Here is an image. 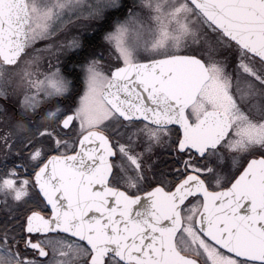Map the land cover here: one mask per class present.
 <instances>
[{"label": "snow or ice", "instance_id": "6c2138e0", "mask_svg": "<svg viewBox=\"0 0 264 264\" xmlns=\"http://www.w3.org/2000/svg\"><path fill=\"white\" fill-rule=\"evenodd\" d=\"M0 214V264H264V0H0Z\"/></svg>", "mask_w": 264, "mask_h": 264}, {"label": "flooded vegetation", "instance_id": "af4514ba", "mask_svg": "<svg viewBox=\"0 0 264 264\" xmlns=\"http://www.w3.org/2000/svg\"><path fill=\"white\" fill-rule=\"evenodd\" d=\"M95 43L97 55L104 54V56L107 57L106 46L104 45L102 35L97 37ZM0 218H2V214H0Z\"/></svg>", "mask_w": 264, "mask_h": 264}]
</instances>
